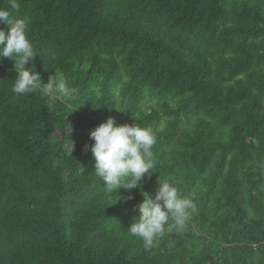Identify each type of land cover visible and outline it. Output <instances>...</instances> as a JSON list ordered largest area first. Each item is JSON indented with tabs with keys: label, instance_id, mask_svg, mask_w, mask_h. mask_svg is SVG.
Returning <instances> with one entry per match:
<instances>
[{
	"label": "trees",
	"instance_id": "16d2710c",
	"mask_svg": "<svg viewBox=\"0 0 264 264\" xmlns=\"http://www.w3.org/2000/svg\"><path fill=\"white\" fill-rule=\"evenodd\" d=\"M19 2L27 66L76 92L49 109L0 63V264H264V0ZM110 116L156 136L142 190L196 205L150 247L127 232L141 189L106 193L85 150Z\"/></svg>",
	"mask_w": 264,
	"mask_h": 264
},
{
	"label": "clouds",
	"instance_id": "9594fccd",
	"mask_svg": "<svg viewBox=\"0 0 264 264\" xmlns=\"http://www.w3.org/2000/svg\"><path fill=\"white\" fill-rule=\"evenodd\" d=\"M8 7H0V22L6 23L8 30L0 29V63L4 58L14 61V83L11 91L16 95L39 93L49 100L48 108L53 107L50 98L67 102L74 98L76 90L67 85L62 76H51L44 83L39 73L29 68L28 62L34 59L37 51L30 39V22L25 18H13V13L21 9L19 0H7ZM119 110V109H118ZM67 135H72L73 127H66ZM72 139V138H71ZM91 144H85V150L90 148L94 160V173L99 180L104 181L106 193L119 194L123 188L127 196L125 202L134 199L132 192L140 188L144 199L136 207L139 216L127 229L132 236L143 240L145 247H150L155 238L162 234L169 219L175 221L178 229H183L189 218L190 211H195L196 205L192 200L181 198L175 186L159 179V187L153 196L144 192L145 175L150 177L149 170L153 169L151 158L152 149L156 144V136L152 129L133 124H118L115 117H108L90 131ZM73 141V140H72ZM74 141L65 147V154L73 156ZM69 172L64 171L67 177ZM122 197L119 195V200Z\"/></svg>",
	"mask_w": 264,
	"mask_h": 264
},
{
	"label": "rangeland",
	"instance_id": "374dc122",
	"mask_svg": "<svg viewBox=\"0 0 264 264\" xmlns=\"http://www.w3.org/2000/svg\"><path fill=\"white\" fill-rule=\"evenodd\" d=\"M117 122H120V121H118V120H116Z\"/></svg>",
	"mask_w": 264,
	"mask_h": 264
}]
</instances>
